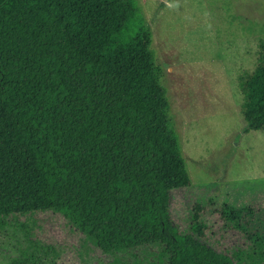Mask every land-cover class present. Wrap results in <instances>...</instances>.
Here are the masks:
<instances>
[{
  "label": "trees",
  "instance_id": "16d2710c",
  "mask_svg": "<svg viewBox=\"0 0 264 264\" xmlns=\"http://www.w3.org/2000/svg\"><path fill=\"white\" fill-rule=\"evenodd\" d=\"M163 73L135 0H0V207L40 190L101 253L153 246L168 264H243L241 250L208 245L201 206L187 232L172 222L170 193L191 180ZM238 86L246 131L264 130V36ZM242 212L227 219L264 263V235H245ZM17 229L5 264L59 263L32 224Z\"/></svg>",
  "mask_w": 264,
  "mask_h": 264
},
{
  "label": "rangeland",
  "instance_id": "374dc122",
  "mask_svg": "<svg viewBox=\"0 0 264 264\" xmlns=\"http://www.w3.org/2000/svg\"><path fill=\"white\" fill-rule=\"evenodd\" d=\"M135 2L164 69L169 117L191 180L189 188L170 193L172 222L187 232L201 206L209 246L228 255L241 250L243 264H264L251 257L253 245L227 219L242 210L237 223L248 226L245 235H264V130L246 131L238 86L256 66L264 0ZM0 221L6 224L0 227V264L19 255L17 228L29 224L60 250L58 264H168L153 246L101 253L50 211L40 190L0 207Z\"/></svg>",
  "mask_w": 264,
  "mask_h": 264
}]
</instances>
